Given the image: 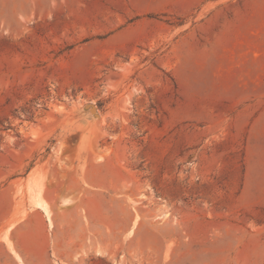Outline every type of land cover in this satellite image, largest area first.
Instances as JSON below:
<instances>
[{"label":"rangeland","instance_id":"1","mask_svg":"<svg viewBox=\"0 0 264 264\" xmlns=\"http://www.w3.org/2000/svg\"><path fill=\"white\" fill-rule=\"evenodd\" d=\"M35 187L55 264H264V0H0V227Z\"/></svg>","mask_w":264,"mask_h":264},{"label":"crops","instance_id":"2","mask_svg":"<svg viewBox=\"0 0 264 264\" xmlns=\"http://www.w3.org/2000/svg\"><path fill=\"white\" fill-rule=\"evenodd\" d=\"M38 189L33 188L30 196L28 193L30 207L27 217L7 228L0 227V264L59 263L57 256L62 255L61 247L66 237V231L60 228L63 214L53 207L48 213L47 206L39 198H51L52 195L48 190L40 192ZM76 237L75 230H71L67 235L71 242H74Z\"/></svg>","mask_w":264,"mask_h":264},{"label":"bare ground","instance_id":"3","mask_svg":"<svg viewBox=\"0 0 264 264\" xmlns=\"http://www.w3.org/2000/svg\"><path fill=\"white\" fill-rule=\"evenodd\" d=\"M38 203H41L40 201H38Z\"/></svg>","mask_w":264,"mask_h":264}]
</instances>
